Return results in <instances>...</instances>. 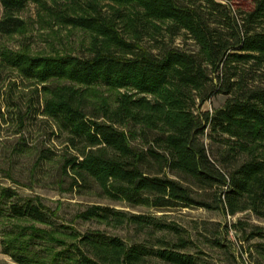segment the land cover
<instances>
[{"label": "trees", "instance_id": "16d2710c", "mask_svg": "<svg viewBox=\"0 0 264 264\" xmlns=\"http://www.w3.org/2000/svg\"><path fill=\"white\" fill-rule=\"evenodd\" d=\"M28 4L87 41L76 55L0 47V66L31 88L25 103L13 102V183L49 182L148 212L91 204L74 215L143 236L127 244L58 226L40 196L0 186V223H30L5 230V255L16 264H198L185 231L149 211L264 221V0H0V36L25 34L18 13ZM177 38L193 49L174 46ZM216 95L223 105L203 110ZM37 124L43 139L29 143ZM251 234L263 240V261L251 264H264V227Z\"/></svg>", "mask_w": 264, "mask_h": 264}, {"label": "rangeland", "instance_id": "374dc122", "mask_svg": "<svg viewBox=\"0 0 264 264\" xmlns=\"http://www.w3.org/2000/svg\"><path fill=\"white\" fill-rule=\"evenodd\" d=\"M1 14L0 7V17ZM18 16L26 23L25 34L12 37L0 36V47L16 50L25 46L32 54L72 53L76 55L82 52L86 44L87 37L83 32L56 25L50 26L47 22H43L39 9L33 4H28L18 13ZM174 46L181 49H193L191 42H183L180 38L175 39ZM30 89L28 83L20 80L13 70L0 66V186L15 188L24 197L40 196L45 205L52 210L56 209L59 218L55 223L58 226L71 225L80 232L104 231L107 234L121 237L127 244L142 239L143 236L135 238L132 229L114 230L91 222L73 221V217L86 205L91 204L109 205L134 214L148 212L145 209L131 208L122 203H113L94 196L61 194L49 182L48 185H34L31 188L13 183V155L11 153L13 144L21 137L20 134H16L18 120H14L16 114L13 112V102L25 103L29 99ZM225 99V96L216 95L210 102L205 103L202 109L209 111L217 109L223 105ZM39 128L38 124L34 128L32 126L31 134H25L29 143L43 139L39 136ZM28 160L29 158L23 157L20 163L24 165L28 163ZM21 176V181L25 182V176ZM149 212L158 216L167 215V222L185 231V235H188L194 243L188 251L196 255L198 264H251L255 261H263L256 252V247L263 246V240L253 236L251 232L255 226L264 227V221L256 219L250 212L239 213L235 216L193 208L151 210ZM13 224L26 226L30 223L13 221L0 223V264H16L3 253L1 245L3 233L5 230H10ZM157 236L160 234L158 233Z\"/></svg>", "mask_w": 264, "mask_h": 264}]
</instances>
